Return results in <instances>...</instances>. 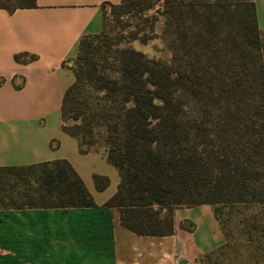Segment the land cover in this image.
<instances>
[{
    "label": "trees",
    "instance_id": "obj_1",
    "mask_svg": "<svg viewBox=\"0 0 264 264\" xmlns=\"http://www.w3.org/2000/svg\"><path fill=\"white\" fill-rule=\"evenodd\" d=\"M35 3L0 0V7ZM103 7L102 30L84 35L68 64L76 78L62 100V128L77 137L81 152L104 146L118 168V189L107 204L130 230L167 235L176 207L210 203L225 241L201 264L234 239L264 263V31L254 0H121ZM130 26L144 42L163 39L171 58L123 44ZM95 179L98 187L107 181ZM14 192L21 200H12ZM94 204L66 159L0 166V208ZM182 226L193 230L195 223Z\"/></svg>",
    "mask_w": 264,
    "mask_h": 264
},
{
    "label": "crops",
    "instance_id": "obj_2",
    "mask_svg": "<svg viewBox=\"0 0 264 264\" xmlns=\"http://www.w3.org/2000/svg\"><path fill=\"white\" fill-rule=\"evenodd\" d=\"M121 0H36L0 7V166L68 160L95 204L0 208V264H201L225 241L210 203L174 210V232L138 234L107 201L120 182L104 146L81 152L62 128V100L75 81L68 66L86 34L99 33L103 3ZM264 31V0H254ZM26 60H17L16 54ZM34 55V58H30ZM107 179L98 187L95 176ZM195 223L193 230L182 226Z\"/></svg>",
    "mask_w": 264,
    "mask_h": 264
},
{
    "label": "rangeland",
    "instance_id": "obj_3",
    "mask_svg": "<svg viewBox=\"0 0 264 264\" xmlns=\"http://www.w3.org/2000/svg\"><path fill=\"white\" fill-rule=\"evenodd\" d=\"M134 32L135 28L133 26L125 30L121 36L122 43L140 49L150 57L161 58L163 60H169L171 58V53L163 39L155 37L144 42L139 36H134ZM12 200H21V198L14 192ZM231 225V222L227 223L228 227H231ZM238 242L239 240L234 239L233 246L226 249L223 255L213 258L212 263L209 264H264L256 261L254 248L248 253Z\"/></svg>",
    "mask_w": 264,
    "mask_h": 264
}]
</instances>
